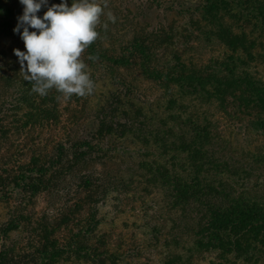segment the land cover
Instances as JSON below:
<instances>
[{
    "label": "trees",
    "instance_id": "trees-1",
    "mask_svg": "<svg viewBox=\"0 0 264 264\" xmlns=\"http://www.w3.org/2000/svg\"><path fill=\"white\" fill-rule=\"evenodd\" d=\"M127 3L133 25L100 16L81 53L92 92L65 98L32 91L13 51L23 6L0 0V264L25 260L6 245L30 228V264H264V0ZM202 39L220 47L206 64L185 54ZM246 136L260 144L237 157Z\"/></svg>",
    "mask_w": 264,
    "mask_h": 264
},
{
    "label": "clouds",
    "instance_id": "clouds-1",
    "mask_svg": "<svg viewBox=\"0 0 264 264\" xmlns=\"http://www.w3.org/2000/svg\"><path fill=\"white\" fill-rule=\"evenodd\" d=\"M23 6L13 28L24 44L14 49L25 79L32 91L44 96L55 88L65 98L84 96L93 90V81L80 59L81 53L98 36L95 30L102 6L96 0H19ZM46 10L38 15L40 10ZM110 20H115L109 14ZM29 29H32L31 31ZM94 59L93 57H89Z\"/></svg>",
    "mask_w": 264,
    "mask_h": 264
},
{
    "label": "rangeland",
    "instance_id": "rangeland-1",
    "mask_svg": "<svg viewBox=\"0 0 264 264\" xmlns=\"http://www.w3.org/2000/svg\"><path fill=\"white\" fill-rule=\"evenodd\" d=\"M128 0H96L97 3H99L102 8H103V14L101 15L102 21L104 23H112V20L109 19V14H111L115 19L117 20V23L119 26L128 28L133 25L134 21L131 19V14L130 16L128 13H126L124 10L125 8H131V4L127 3ZM107 4V5H106ZM139 4V1L136 3V5ZM140 11H136V15H139ZM170 20H174L173 22H170V29L172 31V35L169 34V45L170 47H175V48H184L185 44L183 42V34L180 32L182 30L181 28V22H178L176 18L172 19V17H169ZM233 22V21H231ZM156 23V22H155ZM169 21H166L165 26L168 27ZM117 25V26H118ZM118 26V27H119ZM219 45L217 44L216 41L214 40H204L202 39L201 41H196L194 43V46L191 48V50H188L186 54V57L190 58L192 61L198 63V64H206L211 60L212 57H217L219 53ZM138 86L140 89L141 96L143 98H147L152 103H155L159 98H161V93L157 90H153L150 88L149 85H147L142 78L138 77ZM231 131V130H230ZM229 131H226L225 138L229 135ZM228 139V138H226ZM230 140V139H229ZM258 140L256 138H253L252 136H246L244 138H240L239 140V145L238 146H233L229 149L234 150L236 153V156L239 157V153L241 150H246V151H253L254 146H258L260 142H257ZM233 156V155H232ZM247 159L244 160L243 162L246 163ZM259 175L260 173L257 172ZM261 181H264V173H261L258 176ZM46 208V200L43 196H40L36 200V204L34 207V214L32 218V226L38 223L42 219V214L43 211ZM126 213L121 214L122 218L119 220L118 225H121V222L124 221V223L128 226L133 222V218L131 216L125 215ZM4 212L0 211V222L4 220L3 217ZM124 218V219H123ZM40 219V220H37ZM137 222L140 223L141 220L137 219ZM33 228H30L23 233H12L10 237L7 239V248L13 250V254L16 257V259H23L21 261V264H30L31 262V257L30 255H33V250H31L28 247V243L31 240L32 237H34L33 233ZM126 232H130V229H126ZM114 236V235H112ZM30 257V258H29ZM143 258L147 259L144 264H152V262L156 261L153 257L144 255ZM212 259V255L207 253V254H201L193 257H189L187 261H184L183 264H211L210 260ZM19 261V260H18ZM158 262V260L156 261ZM155 262V263H156ZM157 264V263H156Z\"/></svg>",
    "mask_w": 264,
    "mask_h": 264
}]
</instances>
